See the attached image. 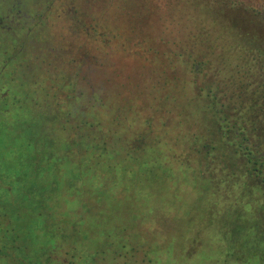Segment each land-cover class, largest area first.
<instances>
[{
  "label": "rangeland",
  "instance_id": "rangeland-1",
  "mask_svg": "<svg viewBox=\"0 0 264 264\" xmlns=\"http://www.w3.org/2000/svg\"><path fill=\"white\" fill-rule=\"evenodd\" d=\"M211 1L0 0V264H16V227L32 224L27 202L43 188L55 199L46 215L73 211L70 241L107 264L264 261L262 185L240 159L220 162L224 149L206 152L200 110L210 89L239 92L254 46L234 23L264 39V15L250 11L264 0H232L249 9L234 16ZM85 134L108 142L70 147L78 167L57 157L51 136Z\"/></svg>",
  "mask_w": 264,
  "mask_h": 264
},
{
  "label": "trees",
  "instance_id": "trees-1",
  "mask_svg": "<svg viewBox=\"0 0 264 264\" xmlns=\"http://www.w3.org/2000/svg\"><path fill=\"white\" fill-rule=\"evenodd\" d=\"M210 4L212 7H210ZM208 7L214 14L225 15H233L230 11L235 8L245 13L249 10L242 3L241 5H233L232 0H222L220 5L217 3V0H212ZM250 11L255 15H264V12L260 9L253 8ZM244 25V22L234 23V28L241 31L237 35L240 40H244L243 42H246V44L251 41L253 42L251 44L254 46V53L253 49H247L250 59L249 62L246 61V66L241 69L242 74L239 78L241 79V84L239 86V92L236 95L231 92L230 94L221 93V95H218L217 92L214 91L213 93L211 89L208 90L210 91V103L200 108L210 119L208 120L207 129L210 130L209 136L211 135V139L209 138V143H205L204 146L207 153H211L213 149L215 151H217L216 149H224V155H219L221 157L220 162H225L226 165L233 168H236L234 164L240 159L245 165V170L249 178L261 183V190L264 194V39H262L263 36L261 33L258 37L249 35L250 30L247 33V28ZM190 57L191 54H188L187 58ZM185 63L189 64L188 62ZM190 64L193 67L192 70L199 73L207 65V61H191ZM225 65L228 67L225 70L226 73L233 71L229 63ZM255 75L257 78L254 79V83H244V79L254 77ZM230 78H233L232 74ZM211 80L215 81L212 85L216 86L217 80L215 78H211ZM87 128L93 131L95 125H87ZM28 134L25 131L24 135H22L26 141L29 138ZM214 136L216 138L215 141ZM105 137L106 135L102 134L97 142L87 134L83 138L80 137L77 139L75 137L71 141H60L54 139L53 136L50 139L56 147L55 154H57V157H60L61 155L59 153L62 152L64 154L62 158L78 167L80 154L76 156V153H69L72 151L70 147L76 148L78 143L83 142V146L80 143L78 147L85 148L84 152H86V146H89L91 142L99 143L100 146L103 143H107L108 141L105 140ZM28 143L30 144V141ZM95 147L97 146L95 145ZM105 152L103 150L102 154ZM207 153L203 155V159H206V156H208ZM80 173L81 168H79V175ZM231 185L233 186V183ZM59 187L60 185L52 191L56 192ZM44 191H46V188L40 190L42 197L38 196L36 203H33L31 200L27 202L28 209L26 210H31L30 215L33 217L32 224L29 227H16V254L14 256L16 264H107L106 257L99 256L98 252L93 251L87 253L83 249H80L74 241H70V229L75 228L78 225L77 223H79L77 218L73 217V211H68L63 216L61 214H55L51 209V216L53 218L51 229L48 230L45 227L48 224L47 219L50 215H46L44 207L47 208L46 212L49 214L48 206L52 208L51 206H53L55 199L49 200L44 197L42 194ZM22 208L24 209L25 206H22ZM263 208L261 206L259 209L262 210V219H264ZM22 214V211L19 214L16 213L18 216ZM22 219H20V222L24 221ZM253 220H257L255 216ZM252 221L248 223L251 224ZM256 222L259 225V234L264 236L261 233V229L263 228L261 224H264V220L263 222L260 221L261 224L258 220ZM262 259L258 264H264Z\"/></svg>",
  "mask_w": 264,
  "mask_h": 264
}]
</instances>
